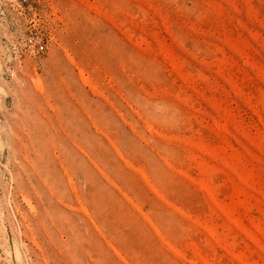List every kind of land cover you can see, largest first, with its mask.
Masks as SVG:
<instances>
[{
  "label": "rangeland",
  "instance_id": "obj_1",
  "mask_svg": "<svg viewBox=\"0 0 264 264\" xmlns=\"http://www.w3.org/2000/svg\"><path fill=\"white\" fill-rule=\"evenodd\" d=\"M0 264H264V0H0Z\"/></svg>",
  "mask_w": 264,
  "mask_h": 264
},
{
  "label": "built area",
  "instance_id": "obj_2",
  "mask_svg": "<svg viewBox=\"0 0 264 264\" xmlns=\"http://www.w3.org/2000/svg\"><path fill=\"white\" fill-rule=\"evenodd\" d=\"M45 45L40 40L39 36L29 37L24 44V51L33 54L41 53L44 50Z\"/></svg>",
  "mask_w": 264,
  "mask_h": 264
}]
</instances>
